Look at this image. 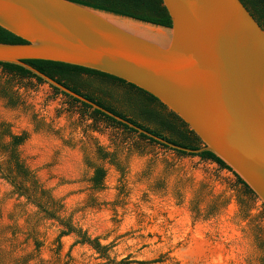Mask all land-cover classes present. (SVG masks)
Segmentation results:
<instances>
[{
  "label": "rangeland",
  "instance_id": "rangeland-1",
  "mask_svg": "<svg viewBox=\"0 0 264 264\" xmlns=\"http://www.w3.org/2000/svg\"><path fill=\"white\" fill-rule=\"evenodd\" d=\"M93 86L85 89L112 102ZM0 87L16 100L0 97V123L27 135L17 147L24 165L59 200L62 220L107 246L101 255L75 233L60 236L64 227L0 176V264H262L264 205L232 171L93 120L45 81L0 68ZM99 148L122 169L98 159ZM87 162L106 169L102 189L92 188Z\"/></svg>",
  "mask_w": 264,
  "mask_h": 264
},
{
  "label": "water",
  "instance_id": "water-1",
  "mask_svg": "<svg viewBox=\"0 0 264 264\" xmlns=\"http://www.w3.org/2000/svg\"><path fill=\"white\" fill-rule=\"evenodd\" d=\"M171 27L69 0H0V62L21 65L60 92L174 149L210 151L264 205V28L240 0H161ZM96 70L155 97L202 142L169 143L24 63Z\"/></svg>",
  "mask_w": 264,
  "mask_h": 264
},
{
  "label": "trees",
  "instance_id": "trees-1",
  "mask_svg": "<svg viewBox=\"0 0 264 264\" xmlns=\"http://www.w3.org/2000/svg\"><path fill=\"white\" fill-rule=\"evenodd\" d=\"M69 1L113 15L128 17L163 27H171L170 17L161 0ZM240 1L249 10L251 15L257 20L260 26L264 28V0ZM0 42L11 44L26 43L25 40L15 36L1 27ZM23 62L36 68L40 72L69 88L70 90L76 92L77 94H80L86 99L105 108L116 116H119L133 125L143 129L144 131L152 134L153 136L159 137L174 145L191 150H197L202 146L200 139L182 120H180L178 116L167 110V108L155 97L124 80L96 70L61 62L41 59L24 60ZM0 68L2 73L5 74L14 75L18 78H34L38 82H43L40 77L18 64L0 62ZM83 77H86V80H84ZM93 78L99 81L98 84H95V81H90V79ZM107 84L116 85L118 90L112 88L108 89ZM91 85H95L93 88L95 87V89H98V91L105 97H109L112 102L105 100L102 97L93 96V92L85 89V87H91ZM52 89L56 93L66 95L55 87H52ZM83 89H85V91ZM0 97L7 99V102L11 105L16 104V100L5 87H0ZM69 98L74 102L80 103L83 108V113L88 115L91 119L103 120L108 125L121 127L124 131L135 132V129L129 127L127 124L121 123L97 109H91V107L86 103L80 102L79 100L72 97ZM0 127L2 128V130H0V144L2 143V147H4L6 150H9V156L6 162L8 164L3 166L0 163V176L11 184L13 190L18 195L25 197L27 202L33 204L37 208V212L42 214V218L54 219L58 221V223L64 227V229L59 233L60 236L67 235L69 233H75L77 236L81 237L77 242L87 243L101 255H105L107 246L101 245L98 241V238L90 239L89 237L85 236V234L80 233L79 229L74 228L69 219L62 220L59 217V212L62 209V205L59 200L54 199L49 194V190L41 188V186L37 183L34 174L28 170V168L24 165V162L20 159L17 152V147L26 140V133H10L8 128H6L5 125L1 123ZM5 136L8 137V140L3 142V138ZM140 136L149 140L150 142L167 147V145L160 143L154 138L143 133H141ZM173 150L180 155H193L198 156L202 160H210L216 163L220 168L231 171L228 166L224 164V162H222L210 151L187 153L178 149ZM98 159L102 161L108 159V161L116 164L122 169V167L115 161L114 152H107L102 148H99ZM87 163L93 168L92 175L90 177L92 188L95 190L102 189L103 181L106 176V169L102 164L99 163ZM234 176L248 189L249 192L253 194V192L240 180V178H238L237 175L234 174ZM261 263L264 264V257L262 258Z\"/></svg>",
  "mask_w": 264,
  "mask_h": 264
}]
</instances>
